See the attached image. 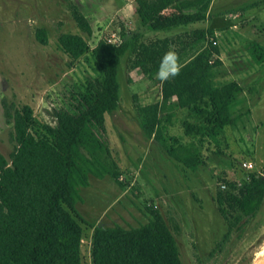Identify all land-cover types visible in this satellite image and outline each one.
Returning <instances> with one entry per match:
<instances>
[{
    "label": "trees",
    "instance_id": "1",
    "mask_svg": "<svg viewBox=\"0 0 264 264\" xmlns=\"http://www.w3.org/2000/svg\"><path fill=\"white\" fill-rule=\"evenodd\" d=\"M214 0H136L145 31H171L210 19ZM78 28L92 35V26L78 6L71 7ZM123 31L121 44L100 41L91 50L98 75L69 93L55 110L57 123L39 122L30 106L14 113V151L0 152V264H83L82 223L94 228L93 264H184L172 227L161 211L147 208L150 220L140 227L90 224L77 210L80 192L90 177H110L120 185L121 169L113 159L106 135V115L121 105L119 68L125 57L130 69L153 80L164 53L171 46L183 65L180 74L161 82L162 101L138 106L139 125L148 140L161 132L164 149L176 163L195 172L207 166L206 153L224 155L229 147L227 128L250 114L243 85L221 79L223 62L212 28L144 42L145 31ZM49 44L45 29L36 34ZM61 49L73 60L90 51L79 35L62 34ZM254 61L264 63V47L249 46ZM242 105V106H241ZM241 109V110H240ZM180 135L167 132L176 126ZM240 201L230 190L219 189L216 203L227 225L219 248L233 230L245 231L264 205V174L248 173L240 181Z\"/></svg>",
    "mask_w": 264,
    "mask_h": 264
},
{
    "label": "rangeland",
    "instance_id": "2",
    "mask_svg": "<svg viewBox=\"0 0 264 264\" xmlns=\"http://www.w3.org/2000/svg\"><path fill=\"white\" fill-rule=\"evenodd\" d=\"M253 4L257 5L244 7ZM72 6H78L90 21L91 36L78 28ZM136 9V0H0V152L4 156L9 158L14 151L13 121L8 122L6 112L30 106L39 122L55 125V110L66 103L69 93L98 75L91 50L100 41L122 39L123 31L144 30ZM233 16L239 25L237 37L230 31ZM258 17L263 25L264 0H214L206 22L171 31L144 30L143 41L148 43L195 29H214L211 40L217 42L221 55L214 56L212 62L223 60L220 71L226 75L222 82L238 81L233 71L244 76L248 101L240 110H250V114L227 128L229 147L225 154L206 153L207 166L193 172L169 157L160 131L157 136L162 143L145 137L137 108L162 101L161 81L148 79L141 70H131L130 58L125 57L118 75L121 105L106 115L105 135L121 169L123 185L110 177H90V186L81 190L82 201L77 204L90 224L140 227L150 220L147 208H154L172 227L184 264H253L264 251V205L245 231L233 230L219 248L227 225L216 203L224 184L240 201V181L249 173L245 164H253V172L264 174V63L254 61L249 40L240 35L248 27L247 36L263 34L264 44V26L253 22ZM39 29L47 31V46L36 38ZM62 34L82 36L90 51L73 60L59 45ZM181 117L179 112L176 126L166 124L169 134H181L177 129ZM82 227V262L93 264L95 230L83 223Z\"/></svg>",
    "mask_w": 264,
    "mask_h": 264
},
{
    "label": "clouds",
    "instance_id": "3",
    "mask_svg": "<svg viewBox=\"0 0 264 264\" xmlns=\"http://www.w3.org/2000/svg\"><path fill=\"white\" fill-rule=\"evenodd\" d=\"M182 67L183 65L180 61L179 53L170 46L161 58L156 71V78L162 83L167 82L168 80L178 76Z\"/></svg>",
    "mask_w": 264,
    "mask_h": 264
},
{
    "label": "crops",
    "instance_id": "4",
    "mask_svg": "<svg viewBox=\"0 0 264 264\" xmlns=\"http://www.w3.org/2000/svg\"><path fill=\"white\" fill-rule=\"evenodd\" d=\"M257 5V4H256ZM255 4H253V5H248V6H245L244 5V7H247V8H251V7H253V6H256ZM236 18H237V16H233L232 17V21H230V23H231V27H230V31H232L233 32V34H232V36L233 37H237L238 35L236 34L237 33V31H238V28H239V25L237 24V20H236ZM260 17H258V18H253V19H255L253 22H254V24H257V25H259V26H264V24L262 25V23L260 22V19H259ZM259 20V21H258ZM258 21V22H257ZM253 24V23H252ZM252 25V27L253 26H255V25ZM243 26L245 25V23H243L242 24ZM245 27V26H244ZM244 30H241L240 31V35L242 36V38H244L243 40H249V43H248V48H249V46H251L254 42H257V43H259V45L261 46V47H264V44L261 42V37L263 36V34H260V33H255L253 36H247V32H248V27H245V28H243ZM250 29H252L251 28V26H250ZM195 30H202V29H195ZM194 30V31H195ZM216 33V32H215ZM166 38V37H165ZM250 51V50H249ZM223 61V60H222ZM231 72V71H230ZM228 73H229V71H228ZM232 74L235 76V77H237L238 78V81L237 80H234V81H236V82H239L241 85H242V81H243V79H244V76H242V75H239V73L238 72H235V71H233L232 72ZM237 74V75H236ZM244 86V85H243Z\"/></svg>",
    "mask_w": 264,
    "mask_h": 264
},
{
    "label": "built area",
    "instance_id": "5",
    "mask_svg": "<svg viewBox=\"0 0 264 264\" xmlns=\"http://www.w3.org/2000/svg\"><path fill=\"white\" fill-rule=\"evenodd\" d=\"M121 42H122V39H118L115 42H110V44H121ZM214 44L216 45L217 42L214 41ZM245 168H247L249 173H250V172H253L252 169L254 168V166H253V164L249 163V164H245ZM222 188H223V190H230V191H232L234 193L232 188H230V186H228L227 184L222 185ZM234 195H235V193H234Z\"/></svg>",
    "mask_w": 264,
    "mask_h": 264
},
{
    "label": "water",
    "instance_id": "6",
    "mask_svg": "<svg viewBox=\"0 0 264 264\" xmlns=\"http://www.w3.org/2000/svg\"><path fill=\"white\" fill-rule=\"evenodd\" d=\"M262 254H260L257 258H256V260L253 262V264H258L259 263V261L261 260V258H262V256H261ZM264 255V254H263Z\"/></svg>",
    "mask_w": 264,
    "mask_h": 264
},
{
    "label": "bare ground",
    "instance_id": "7",
    "mask_svg": "<svg viewBox=\"0 0 264 264\" xmlns=\"http://www.w3.org/2000/svg\"><path fill=\"white\" fill-rule=\"evenodd\" d=\"M262 255V258H261V260L259 261V263L258 264H264V251L261 253ZM257 257V256H256Z\"/></svg>",
    "mask_w": 264,
    "mask_h": 264
}]
</instances>
